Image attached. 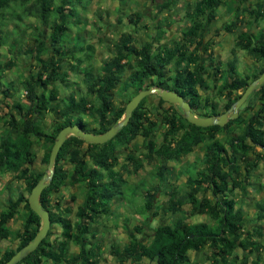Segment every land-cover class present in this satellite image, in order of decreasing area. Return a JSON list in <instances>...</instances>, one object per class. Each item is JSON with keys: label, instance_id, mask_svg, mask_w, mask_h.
I'll return each mask as SVG.
<instances>
[{"label": "trees", "instance_id": "obj_1", "mask_svg": "<svg viewBox=\"0 0 264 264\" xmlns=\"http://www.w3.org/2000/svg\"><path fill=\"white\" fill-rule=\"evenodd\" d=\"M91 1L0 0V49L22 44L18 46L21 50L17 55L34 61L31 63L29 60L25 64L29 67L27 75H24L26 69L22 66L16 78L4 83L1 82L5 72L20 64L11 51L10 58L0 62V85L3 87L0 90L1 103L6 109L0 116L3 127L0 135V175L7 174L15 181L23 182L27 194L18 191L9 196L8 189L0 190V196L7 195L4 208L0 211V242L11 237L10 222H21V230L15 233L17 245L1 254L0 264L6 263L31 242L41 227L40 217L28 204L32 188L46 173L31 169L37 159L36 147L43 145L40 164L47 169L51 148L61 129L77 125L83 131L103 134L122 119L125 107L133 96L153 87L179 94L198 116L218 117L264 72L263 64L247 74L238 75L235 60L229 62L224 70L216 66L215 76L220 84L212 85V95L208 94L206 80L211 77L205 66L200 64L199 54L205 35L219 8L234 5L245 10L243 6L249 0H196L186 6L184 17L190 26L182 31L179 42L167 46L159 42L154 45L149 40L134 47V35L122 32L112 59L101 65V74L95 76L83 71L85 94L77 99L70 94L62 98L59 104L60 90L67 89V81L75 70L73 65L66 68L67 59L82 63V59H76L75 54L71 55L63 48L72 37L70 26L81 23L77 12L81 10L85 13ZM149 1L160 11L182 0ZM248 13L255 21L263 18V5L257 4ZM133 16L132 26L141 25L142 14L136 12ZM235 16L225 25L227 32H232L237 25L240 18L238 14ZM27 19H33L39 26H29ZM8 26H12L14 32L16 29L20 31L17 39L12 38ZM30 27L33 28L30 31L34 34V46L24 48L21 41L30 32ZM141 27L145 28L143 24ZM43 28L50 30L47 37ZM162 28L157 29L159 36L164 34ZM209 46L211 42L203 49L210 51ZM233 48L264 63V31L257 34L239 32ZM79 51L84 50L81 48ZM201 88L205 92L203 102ZM129 92L131 96L122 100L121 104L113 103L114 95L121 97ZM148 98L139 102L127 125L104 144H87L74 136L64 141L56 157L52 180L40 196L42 208L49 213V231L38 247L18 264H92L102 246L96 240L99 220L112 216L115 199L134 207L140 198L142 204L133 213L146 215L142 223L134 225L133 230L127 233L128 243L121 251L111 246L121 263L139 264L146 259L149 264H199L189 256L190 252H194L205 255V261L210 264H262L261 258L255 256L264 252V242L260 241L264 236L262 230L259 227H245L244 214L240 207L236 208L237 203L229 194L236 189L240 190L241 195L247 194L252 172L264 158L258 152L264 153V83L257 86L239 108L238 116L228 120L223 127L194 126L183 118L180 110L159 97H156L158 105L166 104L167 109L158 118H152L149 108L145 106ZM223 98L226 100L225 110L219 114L217 101ZM254 104L257 105L255 110ZM50 116L53 120L47 133L43 125ZM90 121L97 127L90 128ZM160 125L164 127L162 143L156 147L152 138ZM137 137L147 141V163L154 158L161 162L153 175V180L156 177L160 182L151 188L145 182L133 186L127 183L124 172L129 173L130 167L133 172H138L143 167V163L130 152L126 161L116 169L118 150L127 149ZM199 145H204L202 167L192 166L187 170L185 193L170 197L167 206L162 208L164 214H171V221L150 226V222L162 211L156 210L159 207L156 199L167 182L168 163L180 161ZM176 176L180 178L182 173L179 171ZM68 187L82 190V199L77 204L73 221L67 218L72 208L64 207L60 199L52 198L53 194ZM127 187H134L131 197L125 190ZM141 189H144L143 195ZM198 191L209 192V196L198 199ZM75 201L77 198L72 194L70 202ZM185 204L191 205L190 212L184 209ZM257 210L252 220L259 225L264 221V201L257 204ZM205 214L208 215V222H187V218L193 215ZM146 225H149L151 234L144 231ZM54 226L59 228L60 234L51 242V228ZM71 243L78 249L74 255L67 254Z\"/></svg>", "mask_w": 264, "mask_h": 264}, {"label": "rangeland", "instance_id": "obj_2", "mask_svg": "<svg viewBox=\"0 0 264 264\" xmlns=\"http://www.w3.org/2000/svg\"><path fill=\"white\" fill-rule=\"evenodd\" d=\"M56 1V0H55ZM196 0H182L178 1L174 6H171L167 9H161L152 4L149 0H92L90 5L87 6V11L84 13L81 10L77 12V17L81 19V23L77 25H71L70 29L72 32L71 39L65 44L63 50L71 55L76 56V59H82V63H76L72 58L67 59L66 68L69 65L75 66V70L71 73V77L68 79L67 89L63 90L61 88L59 95V104H61V100L64 97H68L70 94L74 95L75 98H80V96L85 94V83L84 72L88 71L92 75L99 76L101 74L100 67L104 62H108L112 59L115 52V45L117 40L120 37L122 32L126 34L134 35V41L132 46L139 47L145 41H152L154 45L158 42L167 46H171L174 42H179L182 37V31L187 29L190 26V23L185 19L184 12L186 10L187 4H192ZM250 3H253L252 0H249L246 3V6H243L245 10L241 11L240 8L237 10L234 9V5L230 9V12H224L222 7L218 12H216V18L210 24V30L205 35V42L201 47L200 54V64L205 66L206 71L211 78L206 80L208 88V94L212 95L210 92L212 85H219L220 81L216 74V66H220L221 70L226 69L229 62L235 60L236 71L238 75L247 74L250 70H255L261 66H263V62H257L255 59L245 52L235 50L234 40L238 32L248 30L255 31L258 30L259 27L255 26V24H251V21L255 23V20L252 19V16L249 15L248 8H253L249 6ZM190 6V5H189ZM247 10V11H246ZM142 14L141 25L134 27V13ZM236 14L238 16L242 15V19H239L235 28H233L232 32H227L225 30V25L230 23L236 18ZM155 16V17H154ZM76 17V18H77ZM26 23L29 26H35L39 23L35 22L33 19H27ZM145 26V28L141 27ZM251 24V25H250ZM260 25L262 28L264 27V17L260 19ZM162 26L164 29V34L161 36L158 35L157 29ZM33 28H29V31ZM8 30H11V27L8 26ZM44 30L45 37L48 36L50 30ZM259 32V30H258ZM33 32H27L24 37L23 44L26 46H34L33 41ZM159 37V39H158ZM7 41L6 43H8ZM210 51L204 50V46L207 43L210 44ZM23 45V46H24ZM25 48V47H24ZM84 51H79L80 49ZM18 49V46L15 50ZM70 55V56H71ZM7 55L0 54V62L7 61ZM45 59V56L43 57ZM30 59L21 58L17 59L19 66H15L10 71H6L4 74V79L1 83L5 81L16 78L17 75L20 74L21 68L26 71L24 75H27V65H25ZM33 63V60H30ZM36 66L34 67V70ZM20 71V72H19ZM84 71V72H83ZM209 82V83H208ZM64 87V88H65ZM2 85H0V90L2 89ZM131 92L124 94L123 96L114 95L113 103L119 105L122 103V100H126L129 96H131ZM201 101L203 102L205 97V92L201 88L200 89ZM155 94L149 95L147 102L145 104L146 107L149 108L151 112L152 118H158L164 109H167V103L163 105H158ZM2 97L0 93V116L3 114L2 111L6 109L4 105L1 103ZM217 112L219 114L223 113L225 108L226 100L223 98L220 101H217ZM11 103V102H10ZM253 105V102H251ZM257 108V105L254 104V110ZM7 111H9L7 109ZM203 112V111H200ZM160 114V115H159ZM53 117H47L44 120L43 130L47 133L50 132V125L52 123ZM90 128H96L97 125L90 121ZM3 130L2 121H0V135ZM164 131V127L159 126L158 131L153 136L152 140L155 146H159L162 143V133ZM221 138V136H218ZM146 140L142 137H137L135 140L131 142V144L127 147V149H119L118 156L119 161L116 169L120 168L126 161V156L130 152L133 156L137 157L143 163V167L139 169L138 172H133L132 168H129V173L124 172V177L127 183L131 186L139 184L141 182L147 183V187L151 188L158 184V178L155 177L153 180V175L155 173L156 167L161 163L159 160L154 158L151 163H147L146 160ZM204 145H199L196 147L193 152L186 157L180 159L178 162L170 161L168 163L167 176L165 177L167 182L162 186V190L157 196L156 203L159 206L156 210L160 211L162 208L167 206V202L170 197H178L181 194L185 193V178L187 170H190L192 166L201 168L202 163V155L204 152ZM37 159L34 164L31 166L33 171H47L45 167L40 164V157L43 152V145L36 147ZM259 154L264 155L262 151H258ZM252 158V156L250 155ZM130 165V164H128ZM69 168V167H68ZM67 168V169H68ZM182 173V176L178 178L176 176L177 172ZM243 174V172H242ZM241 174V175H242ZM240 176V175H238ZM237 176V177H238ZM167 185V187H165ZM8 189L9 192L7 195L13 196L14 193L20 191L24 195L26 191L24 189L23 182L15 181L10 175L2 174L0 175V190ZM134 187L126 188L127 194L131 197V194L134 193ZM164 190H168L169 194H164ZM141 194H144V189H141ZM74 194L77 198V201L70 202V196ZM6 193L3 196H0V211L4 208V201L7 197ZM208 195L203 193L202 191H198L197 198L200 199L202 196ZM230 197L236 201V208H241L244 219H245V227H259L262 230L264 235V221L259 222L261 224L257 225L258 222L252 220L256 214L257 204L259 202L264 201V158H262L258 164V166L253 170L250 183L247 185V194L241 195L240 190L236 189L234 193L229 194ZM53 199H60L61 204L65 207L68 206L72 208V213L67 217L71 221L74 220V213L76 211L77 204L80 203L82 199V190L81 188L76 187H68L63 188L60 193L53 194ZM142 198L139 199L136 206H129L125 204L120 199H115V202L112 204L111 211L113 212L112 216L103 217L97 223L98 236L96 240H99L102 243L101 249L98 252V256L94 259L92 264H126L121 263L117 256L114 255L113 249L117 248L118 251H121L122 248L128 243V235L130 231L133 230L134 225L141 224L146 215L134 214L133 212L136 210L138 206L142 204ZM164 206V207H163ZM187 211L191 210V205L183 206ZM190 212V211H189ZM171 214H164L163 210L160 212V216L156 217L153 221L150 222V226H156L159 222L168 223L171 221ZM186 221V219H185ZM208 215H193L190 218H187V222L198 223V222H208ZM256 222V225H253ZM149 226V225H148ZM147 225L144 227V231L147 234H151V229H149ZM9 229L11 231V237L7 240H3L0 242V257L1 254L8 249H14L17 245V240L15 239V233L21 230V222L13 221L9 223ZM52 235L50 241L55 240V237H59L60 230L57 226L51 228ZM264 242V236L260 240ZM78 251L77 247L74 244H70L67 249L68 255H74ZM208 252V250L206 251ZM199 260H204L205 255L195 253ZM193 253L190 254L191 259L195 256ZM199 256V257H198ZM255 256H259L261 261L264 262V252L261 254H257ZM145 264H147L145 262Z\"/></svg>", "mask_w": 264, "mask_h": 264}, {"label": "water", "instance_id": "obj_3", "mask_svg": "<svg viewBox=\"0 0 264 264\" xmlns=\"http://www.w3.org/2000/svg\"><path fill=\"white\" fill-rule=\"evenodd\" d=\"M264 83V72L255 80H253L249 86L245 89L240 98L234 102L230 108L225 111L220 116H208L201 117L196 113L192 112L190 105L184 101L182 96L172 92L170 90H164L160 87L148 88L146 90L140 91L138 94L133 96L125 107V112L122 119L106 132L100 135H96L90 132L83 131L79 126H66L59 131L51 148L47 171L42 176L40 181L32 188L28 196V204L30 209L37 214L41 219V227L36 234L35 238L29 242L27 245L18 250L6 263L4 264H18L27 254L33 252L40 242L47 235L50 228V218L47 210L42 208L40 203V196L45 187H47L54 174V165L56 157L58 155L59 149L64 143V141L69 136H74L83 140L87 144H104L105 142L111 140L124 126L127 125L132 112L136 109L139 102L151 95L155 94L163 102L170 104L175 107L176 110H180L183 118L190 124L197 127H209V126H219L223 127L228 120L235 119L238 116L239 108L245 103L247 98L252 94L257 86Z\"/></svg>", "mask_w": 264, "mask_h": 264}, {"label": "crops", "instance_id": "obj_4", "mask_svg": "<svg viewBox=\"0 0 264 264\" xmlns=\"http://www.w3.org/2000/svg\"><path fill=\"white\" fill-rule=\"evenodd\" d=\"M253 1V3H250L249 4V6H252L253 8L255 7V6H257V4H262L263 5V9H264V0H252ZM235 8L234 9H236L237 10V7L238 6H234ZM222 8V7H221ZM221 8H219L216 12H218ZM232 8V6H224V8H223V10H224V12H230V9ZM240 8V10L241 11H243V9H242V7L240 6L239 7ZM253 8H248L249 10H251V9H253ZM239 18L240 19H242V15L241 16H239ZM251 24H255V26H258L259 27V32L261 31V30H263L264 31V27L262 28L261 26H263V25H260V19H258L257 21H255V23L254 22H252L251 21ZM250 24V25H251ZM11 27V29L12 30H10L12 33V38L13 39H17L18 37H16L17 36V34L20 32L18 29H16L15 30V32H14V28L12 27V26H10ZM258 30H255V31H253V30H251V31H248V30H244V31H247V32H250V33H253V34H257V33H259L258 32ZM242 32V31H241ZM239 33V32H238ZM21 43H23V41H21ZM8 44H10V43H8ZM22 46V44H17L15 47H17V46ZM9 46V45H8ZM2 47L1 49H0V54H2V56L3 55H7L8 54V56H7V58H10V54H9V52L11 51L12 52V54L13 55H16V58L17 59H21V58H23L22 56H19V55H17V52H19L20 50H21V47L20 48H18L17 50H15L14 48L15 47H11L10 49H8L9 47ZM24 46H26V45H24ZM23 46V47H24ZM9 50V51H8ZM21 55H23V54H21ZM165 187H167V185L165 186ZM164 192V194H169V191L168 190H164L163 191ZM115 202V200L113 201V203ZM164 207V206H163ZM113 213V212H112ZM191 253H193L194 255H195V253L194 252H190V254ZM190 256V255H189ZM199 257V256H198ZM191 258V257H190ZM192 261H197L199 264H210L208 261H205V259L204 260H199L198 258H197V256L195 255L194 257H193V259H191ZM145 262L147 263V264H149V262H148V260H146V259H143L139 264H145ZM262 264H264V262H262Z\"/></svg>", "mask_w": 264, "mask_h": 264}]
</instances>
